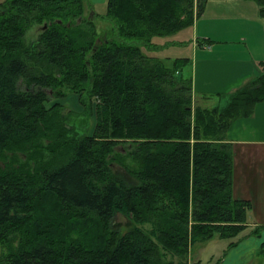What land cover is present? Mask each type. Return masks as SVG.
I'll use <instances>...</instances> for the list:
<instances>
[{
    "label": "trees",
    "instance_id": "16d2710c",
    "mask_svg": "<svg viewBox=\"0 0 264 264\" xmlns=\"http://www.w3.org/2000/svg\"><path fill=\"white\" fill-rule=\"evenodd\" d=\"M205 1L0 0V264H201L199 241L262 234L227 129L264 99V60L210 103L162 50Z\"/></svg>",
    "mask_w": 264,
    "mask_h": 264
},
{
    "label": "crops",
    "instance_id": "0c3cea01",
    "mask_svg": "<svg viewBox=\"0 0 264 264\" xmlns=\"http://www.w3.org/2000/svg\"><path fill=\"white\" fill-rule=\"evenodd\" d=\"M193 23L192 44L167 54L189 56L184 70L192 75L196 99L224 102L264 60V13L255 0H206ZM227 137L233 148V194L249 198L252 219L264 223V99L252 114L232 120ZM263 239L264 229L261 235L249 233L223 255L222 264L251 260Z\"/></svg>",
    "mask_w": 264,
    "mask_h": 264
},
{
    "label": "rangeland",
    "instance_id": "374dc122",
    "mask_svg": "<svg viewBox=\"0 0 264 264\" xmlns=\"http://www.w3.org/2000/svg\"><path fill=\"white\" fill-rule=\"evenodd\" d=\"M96 6L101 7V9H104L106 7V1L96 3ZM212 13L213 11L211 10L208 15H211ZM214 14L218 15V13H214ZM97 18L100 19L99 25H102L103 22L105 21L104 17L98 15ZM34 30H37V24L30 29V31H34ZM194 35L195 34H194V23H193L187 28H184L183 30L179 32L178 36L183 37L184 38L183 41L174 42L173 44L162 48V50H164L163 52L168 53V52H174L175 49L178 51L181 49H184L186 46L192 44V37ZM200 38L203 39L202 36H200ZM78 95H79L78 93H69L67 96L59 97L57 99H60L63 101L65 105L63 106V110L65 113H67V116H69L67 118L70 122L72 120L75 122L76 121L80 122L78 127L80 128L81 132L88 131V130L92 131V128L96 122L95 112L93 110L92 112L87 113L85 115V119L83 118L84 116L82 114L76 113V111L81 112L83 110V104L80 102ZM205 102H208V101L206 100ZM250 218H254V217L251 216ZM115 219L117 223L122 224L128 220V217L123 213H119ZM228 241H229V238L223 237V236H214L213 238H210L208 240L199 241L195 243L192 248V251H191L192 258L200 257L201 264H222L223 255L227 254L229 250L231 249L230 248L231 246L227 249ZM243 264H264V255L256 252V254H254V257L251 260L246 261Z\"/></svg>",
    "mask_w": 264,
    "mask_h": 264
}]
</instances>
